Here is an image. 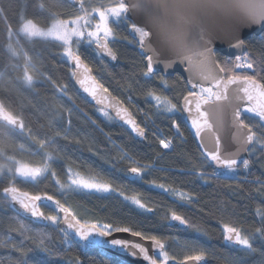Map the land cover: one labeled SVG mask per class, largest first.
<instances>
[{
	"label": "trees",
	"instance_id": "1",
	"mask_svg": "<svg viewBox=\"0 0 264 264\" xmlns=\"http://www.w3.org/2000/svg\"><path fill=\"white\" fill-rule=\"evenodd\" d=\"M116 0H82L80 6H72L64 0H0V102L10 111L20 116L33 134L44 138L47 119L54 113L51 107L63 103L68 107L77 105L76 116L73 117V132L82 139L81 144L66 143L71 160L58 165L61 179L66 180L64 173L67 164L82 172L90 166L94 171L108 173L111 171L109 161H116L117 149L113 143L120 145L143 163H155L157 169L145 180L155 179L157 182L171 184L173 187L188 191L195 196L192 204L175 199L168 193L149 187L145 182L130 185L150 197V207L157 211L154 214H139V211L122 202L114 195L88 194L72 192L64 195L51 178H40L39 181L16 178L17 186L22 190L36 192L48 191L66 202L74 211L88 219H97L104 223H117L120 226H132L134 230L143 231L147 235H158L165 239L166 250L183 261L184 256L198 254L205 250L203 260L206 264H226L225 257H234L239 264H256L258 254L246 256L240 246H233L223 237V222L238 219L246 227L256 223L258 205H264V196L257 194L256 177H264V154L257 150L248 158L252 161L250 169H241L236 173L214 176L213 165L206 164V178L194 174L193 165L201 162L203 157L198 143L190 133L188 125L182 119H176L184 133V139L175 135L171 119L163 117L155 120V126L148 125L147 143L138 142L133 135L117 121L104 118L98 109L87 102L76 91L72 84V65L63 55L62 45L56 40L39 37H28L21 31L26 21H32L39 27L50 28L55 21H63L88 13L95 7L105 6ZM131 20L121 17L111 21L114 29V40L111 46L119 55V64L112 67L96 53L95 46L83 42L74 46L82 53L97 78L116 97L121 99L135 114L138 122L143 123L144 113L152 115L154 102L146 93L149 89L163 91L173 95V89L179 94L184 79L180 74L166 77L168 86L161 84L157 77L142 75L146 69L144 56L138 48L136 40L130 33ZM249 51L244 57L230 58L216 51V57L226 76L253 77L264 84V33L254 35L245 40ZM239 58V59H237ZM31 75L34 83L30 86L26 76ZM59 84L67 85L68 95L57 92L48 78ZM69 96L72 99H69ZM47 113V114H46ZM182 115V114H181ZM78 117V118H77ZM246 122L257 121L255 116L243 114ZM95 121V123H92ZM159 128L157 136L152 135ZM111 136V140L108 138ZM87 137V139H84ZM159 139H172L171 149H162ZM35 150L27 132L19 133L4 122H0V164L8 165L12 159L21 160L20 146ZM89 146L92 151H89ZM159 154V155H158ZM25 163L31 161L24 158ZM127 162H118L117 167H127ZM122 177V173L120 174ZM5 186L0 183V188ZM170 208H174L193 224L204 229L207 235L191 229L177 228L169 224L163 217ZM47 213H57L54 205H41ZM145 216L148 217L147 221ZM21 224L25 229L21 228ZM24 235H21V232ZM28 237L27 239L25 238ZM175 237V240L171 239ZM58 227L48 222H38L17 213L7 203H0V264H17L21 259L18 248L30 249L27 260L31 264H130L118 256L86 244L63 241ZM184 241L193 242L185 248ZM257 247L264 246L255 241ZM47 247L49 251H44Z\"/></svg>",
	"mask_w": 264,
	"mask_h": 264
},
{
	"label": "snow or ice",
	"instance_id": "2",
	"mask_svg": "<svg viewBox=\"0 0 264 264\" xmlns=\"http://www.w3.org/2000/svg\"><path fill=\"white\" fill-rule=\"evenodd\" d=\"M129 11L128 5L124 0H118L113 6L94 8L92 13L82 16L85 28H81L76 24L71 30H67L65 35L59 37L60 44L63 48V54L67 60L74 63L71 69V76L76 79L84 93H87L96 104L99 105L98 112L109 121H120L123 125L130 128L135 136L145 139L147 137L149 127L155 126L153 116L157 118L163 117L171 119L175 130V135L183 140L184 133L179 124L176 123L179 119L188 120L190 118L191 128L194 130L195 136L198 138L201 156L203 160L193 165L194 174L202 178H206L208 173L203 169L206 164L215 166L214 176L226 175L221 170H226L227 173H236L241 169L247 171L250 169L252 161L249 158H242V154L247 153L249 156L260 150L264 154V90L260 93H253L251 87L254 85L249 82V87L244 89V94H236L233 97H228L226 93L219 88L216 90H208L204 87L197 92L196 84L191 80H185L182 84V89L179 94H165L163 91L149 89L146 93L154 102L155 111L152 115L144 113L143 123L138 122L133 113L128 107L124 106V102L118 98H113L108 94V89L91 75L92 69L89 64L82 59V53L75 50L74 46H78L82 41H87L88 45H94L96 53L101 56H108L115 61L117 55L110 46V37L114 34V29L110 26V17L120 18L124 13ZM98 14L96 20L93 14ZM89 15L93 19L89 20ZM95 20V23L93 21ZM140 22L136 20L130 24L133 32L138 36L139 48L144 51L146 60V69L142 75L145 77H157L155 65L163 64L164 69L175 68L170 62H164L157 58L151 44V34L144 28ZM61 25H53V35L57 29H62ZM244 41L237 40L235 46L240 48ZM211 52V50H209ZM202 59L196 60L193 64L194 75L203 81H212L214 73L210 68V61L207 53L201 54ZM239 59V58H237ZM179 64H176L178 67ZM161 84L168 86V79L160 75L157 77ZM51 86L59 93L68 95L67 85L59 84L56 80L48 78ZM27 83L31 86L34 81L31 75L26 76ZM231 82V81H229ZM69 99H72L69 96ZM224 104L232 107L233 118L232 127L234 133L231 142L222 144L218 139L217 128L222 129L224 125ZM243 105L242 110L238 107ZM215 105L214 113L215 124H213V113L204 111L205 106ZM77 105L68 107L63 103L52 105L51 115L47 119L46 125H41L46 128L44 138L33 134L32 129L26 125L22 117L0 104V121H3L11 129L16 132H27L29 139L35 145V150L20 146L22 159H12L10 164H0V183L5 186L0 188V203H7L17 213L27 214L34 220L46 221L53 227H58L63 236V241L72 239L70 233L81 242H86L90 246L108 245L112 249H120L129 253L133 258L137 257V251L143 260L148 264H169V261L176 260L175 255H171L166 250L165 239L158 235H147L143 231L134 230L132 226H120L119 224L104 223L97 219H88L77 211H74L66 202L55 195L49 194L48 191H26L17 186L16 178L22 177L32 181H39L40 178H51L58 189L68 195L72 192H83L88 194H109L114 195L122 202L139 211V214H154L157 209L150 207V197L144 195L143 192L131 188L137 182H145L149 187L159 189L170 194L175 199L192 204L195 201L194 194L182 189L173 187L171 184L157 182V180H145L146 176L151 175L152 171L162 170L157 169L155 163H143L136 159L130 152L123 147L113 143V147L117 149L118 157L116 161H109L111 171L108 173L94 171L90 166L86 172H82L67 164L66 180L61 179V169L58 167L62 162L71 160L68 156L66 143L73 142L81 144L82 139L77 138L73 132V117L76 116L75 109ZM244 113L254 114L257 121L246 122L242 118ZM47 114V113H46ZM186 114V115H181ZM78 118V117H77ZM95 123V121H92ZM159 128L152 132L154 137L157 136ZM111 140V136L108 137ZM87 139V137H84ZM159 145L162 149H171L173 147L172 139H159ZM89 151L92 147L89 146ZM159 155V154H158ZM24 158L29 159L30 163H25ZM127 162V167L119 168L117 163ZM122 173V177L121 174ZM259 187L256 189L257 194L264 196V177H256L255 181ZM18 205L19 207H16ZM41 205L52 206L58 210L56 214L45 213L41 210ZM62 213V217L60 215ZM256 215L259 217V226L255 222L247 227L238 219L223 222L222 231L226 241L231 242L233 246H240V250L246 256L258 254L259 259L256 264H264V246L257 247L255 241L259 239L264 245V205H258ZM148 217L145 216L147 221ZM164 220L179 222L180 225L186 226L194 232L207 235L202 227L193 224L184 215L180 214L174 208H170L165 213ZM64 225L65 227H61ZM21 228H25L21 224ZM114 233H131L134 237H141L143 240L151 241L152 247L156 250V255H150L149 250L141 243L133 242L127 239L113 238ZM24 235V232H21ZM27 239L28 237L25 236ZM171 239L175 240V237ZM62 241V242H63ZM75 242V241H74ZM193 242L184 241V247H191ZM21 252V259L17 264H31L27 260V252L30 249L18 248ZM44 251H49L47 247ZM205 256V250L201 249L198 254L184 256L186 261H201ZM226 264H239V260L234 257H225Z\"/></svg>",
	"mask_w": 264,
	"mask_h": 264
},
{
	"label": "clouds",
	"instance_id": "3",
	"mask_svg": "<svg viewBox=\"0 0 264 264\" xmlns=\"http://www.w3.org/2000/svg\"><path fill=\"white\" fill-rule=\"evenodd\" d=\"M135 7L157 58L187 61L190 71L217 33L264 20V0H139Z\"/></svg>",
	"mask_w": 264,
	"mask_h": 264
},
{
	"label": "water",
	"instance_id": "4",
	"mask_svg": "<svg viewBox=\"0 0 264 264\" xmlns=\"http://www.w3.org/2000/svg\"><path fill=\"white\" fill-rule=\"evenodd\" d=\"M64 1H66L67 3H69L72 6L74 5L76 7L80 6L82 3V0H64ZM124 2L129 7V11L127 13H125V17L129 18L132 23L136 22V20H137L141 24L139 26H143V18L138 14L137 8L135 7L136 5L139 4V0H124ZM130 33L138 44V36L133 32L131 27H130ZM262 33H264V20H262L259 24H251L249 26H240V25L234 26L226 34L217 33L213 37V40H212L211 52L207 53L209 61H210V68H211L212 72L214 73V79L212 81H203V80L199 79L198 77H195L194 71L189 70V66H188L187 61H175V60H173L171 62V64L175 68V70L164 69L163 64L161 63V64L154 66L155 71L157 74H162L165 77H172V75L180 74L184 80L191 79L197 86V89H196L197 92L199 91L198 88H200V87H204V88L207 87V88L212 89V90H216L217 88H219L220 90L224 91L228 97H233L236 94H240L241 96H243L244 89L248 88L250 86L249 82H251L254 85L253 87H251V91L253 93H260L262 90H264V84L261 81H259L258 79H255L253 77H247L246 78V77H241V76H236V77L235 76H229V77L226 76L223 68L220 66V64L218 62V59L216 57V51H218L221 54L226 55L227 57H230V58L244 57V56H246V53L249 51V47L246 44L245 40L251 38L254 35L260 36V35H262ZM237 40L244 41V44L240 48H237L235 46ZM110 46H111V43H110ZM138 48H139V44H138ZM139 50L141 51L142 55L145 56L144 51L141 50L140 48H139ZM115 53L117 55V59L115 61L111 60V58L106 56V55H104V56L100 55V56L105 60V62L110 64L112 67H117L120 61H119V55L117 54L116 51H115ZM199 59H202V57L200 56L198 58V60ZM164 62H166V61H164ZM70 64L72 65V68H73L74 63L70 61ZM176 64H179V66L176 67ZM89 67L92 69V67L90 65H89ZM145 67H146V60H145ZM91 75L95 76L96 79L99 81V79L97 78L93 69L91 71ZM229 81H231V82H229ZM99 83L104 86V84L101 83L100 81H99ZM72 84L74 85V87H75L76 91L79 93V95H81L87 102H89L91 105L95 106L97 109L99 108V105L96 104L95 100H93L90 96H88L87 93L83 92V89L80 87V85L78 84V82L76 81V79L74 77L72 79ZM104 88H106V87L104 86ZM108 94H110V96L113 98H118L114 94H112L110 90H108ZM261 99H264V96H262ZM0 104H2V103L0 102ZM124 106L128 107L126 104H124ZM223 107H224V117H223L224 125H223L222 129L217 128L216 131L218 133L219 141L222 144H227V143L231 142L233 133L235 131L234 128L232 127L233 110H232V107L229 106L228 104H224ZM238 107L242 110L243 105L241 104ZM129 110L132 112V110L130 108H129ZM215 110H216L215 105L205 106V108H204V111H211L213 113V120H212L213 124H215V116H214ZM133 115L135 116V114H133ZM182 115H186V114H182ZM182 120H183V122L187 123L190 133H192L194 140L199 145L198 138L195 136L194 130L191 128L190 118L188 120H184V119H182ZM116 121L119 122L120 125H123L122 122H120L118 120H116ZM0 122H3V121H0ZM123 127L130 133V135H133L134 138L138 142H140L142 144L147 143V137L145 139L137 137V136H135L134 133L131 132L130 128H128L126 125H123ZM199 148H200V145H199ZM248 157H249V155L247 153L242 154V158H248ZM213 168L215 169V166H213ZM221 171L226 172V170H221ZM16 207H19V206L16 205ZM57 212H58V210H57ZM22 215L26 216L27 218H30V216H28L27 214H22ZM60 215L62 217L63 214L60 213ZM32 219H34V218H32ZM35 221L40 222L39 220H35ZM41 222H46V221H41ZM171 225H173L177 228H183V229L187 228L186 226L180 225L179 222H172ZM61 227H65V226L61 225ZM70 235L72 236V241L74 240L77 243L88 245L86 242L79 241V239L77 237H75L74 234L70 233ZM113 238L127 239V240H130L133 242L141 243L149 250L150 255H156L157 254L156 250H154L152 247L151 241L143 240L141 237H134L131 235V233H114L113 236L108 237L107 239H113ZM88 246L92 247V248L96 247V248H99L103 251H107L109 253H112L113 255L118 256L122 261H124L126 263L148 264V262L143 260V258L139 255L138 250H136L137 251V257L133 258L129 255L128 252L120 250V249H112L111 247H109L106 244L105 245H97V246H90V245H88ZM169 264H206V263L202 259L201 261L172 260V261H169Z\"/></svg>",
	"mask_w": 264,
	"mask_h": 264
},
{
	"label": "rangeland",
	"instance_id": "5",
	"mask_svg": "<svg viewBox=\"0 0 264 264\" xmlns=\"http://www.w3.org/2000/svg\"><path fill=\"white\" fill-rule=\"evenodd\" d=\"M117 2H118V0L110 1L107 4H105V6H102V7L113 6ZM95 8H99V7H95ZM92 11H93V9L89 10L88 13L84 12V14H81L79 16L77 15L74 18H71V19H66V20H63V21H55L53 23V25H61V26H63V28L62 29H57L55 31L54 35H53V31H52L53 30V25L50 28H44V27H39L38 25H36L32 21L31 22L30 21L24 22V24L21 27V31L24 34H26L28 37H30V38L39 37V38H42V39L45 38V39H50V40H53V41L56 40V41H58L60 43L59 37L62 36V35H65L66 31L67 30H71L76 24H79L81 28H85L87 26H90V24L89 25H85V22H84V20L81 17L84 16V15L92 13ZM93 15L95 16L96 20H98V14L94 13ZM124 16H125V13L122 15V17H124ZM92 19H93V17H91L89 15V20L91 21ZM117 20H119V18L110 17V23H111V21H117ZM93 23H95V20L93 21ZM109 39H110V43H111V41L114 40V34ZM83 42H87V41H83ZM200 88H198V90ZM205 89L212 90V89H209L207 87H205ZM244 114L250 115V116H255L254 114H251V113H244ZM25 180H28V179H25Z\"/></svg>",
	"mask_w": 264,
	"mask_h": 264
},
{
	"label": "bare ground",
	"instance_id": "6",
	"mask_svg": "<svg viewBox=\"0 0 264 264\" xmlns=\"http://www.w3.org/2000/svg\"><path fill=\"white\" fill-rule=\"evenodd\" d=\"M113 48V47H112ZM114 50V49H113ZM230 243V242H229Z\"/></svg>",
	"mask_w": 264,
	"mask_h": 264
}]
</instances>
